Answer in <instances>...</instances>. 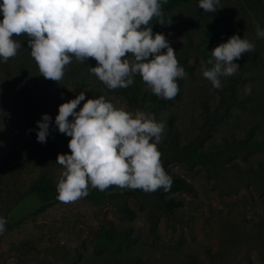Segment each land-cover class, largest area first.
I'll return each mask as SVG.
<instances>
[{
	"label": "rangeland",
	"instance_id": "obj_1",
	"mask_svg": "<svg viewBox=\"0 0 264 264\" xmlns=\"http://www.w3.org/2000/svg\"><path fill=\"white\" fill-rule=\"evenodd\" d=\"M198 3L161 0L162 18L171 23L153 17L148 25L165 35L187 73L171 100L154 95L139 74L130 87L109 90L89 72L97 64L92 58L72 57L63 79L46 84L27 35L13 37L23 47L0 61V217L7 220L0 264H264V39L256 36V23L264 28V0H220L215 13ZM234 34L255 51L235 60L239 71L215 89L201 68L212 67L210 53ZM81 91L86 100L104 95L117 108L163 122L162 166L193 191L89 186L87 197L59 202L57 155L71 154V137L59 133L55 117ZM43 114L52 119L42 144L36 121ZM171 198L181 206L165 209ZM124 206L132 220L121 213ZM126 228L130 234L118 236Z\"/></svg>",
	"mask_w": 264,
	"mask_h": 264
},
{
	"label": "clouds",
	"instance_id": "obj_2",
	"mask_svg": "<svg viewBox=\"0 0 264 264\" xmlns=\"http://www.w3.org/2000/svg\"><path fill=\"white\" fill-rule=\"evenodd\" d=\"M198 7L205 13L223 8L220 0H199ZM0 14V61L17 55L23 45L13 37L26 34L30 55L46 80L61 81L72 57L80 63L92 58L97 64L89 72L109 90L130 87L139 74L154 95L171 100L179 92L177 80L187 75L165 35L148 27L153 17H160V24L171 23L162 18L161 0H0ZM256 36L264 39L258 22ZM254 51V43L234 34L212 50V67H202V75L221 89V78L239 71L234 61ZM245 91L250 93L251 87ZM85 100L81 91L60 104L55 117L59 133L71 137V154L57 155L62 172L56 199L75 203L89 195V186L100 191L113 185L146 193L169 190L172 179L157 147L163 122L143 111L117 108L104 95L87 99L76 111ZM51 119L43 114L36 121L39 143L47 142ZM6 224L0 217V234Z\"/></svg>",
	"mask_w": 264,
	"mask_h": 264
},
{
	"label": "trees",
	"instance_id": "obj_3",
	"mask_svg": "<svg viewBox=\"0 0 264 264\" xmlns=\"http://www.w3.org/2000/svg\"><path fill=\"white\" fill-rule=\"evenodd\" d=\"M176 1H184V0H168V3H176ZM43 82L48 84L50 80H46L45 78L43 79ZM121 94H123L124 97L126 98H131V99H136L134 95H130L125 89L120 90ZM170 127V123H169ZM13 161V160H11ZM172 183L171 187L169 188L170 191L176 192V191H183V192H192V186L188 184L184 179H182L179 176H172ZM162 206L165 209H170L171 207H179L181 206V201H176L174 199H168L162 202ZM121 213L126 219L132 220L134 218V213L126 206L121 208ZM116 233L120 237H127L128 234H130V229H118L116 230ZM118 264H137V261L131 260V261H126Z\"/></svg>",
	"mask_w": 264,
	"mask_h": 264
}]
</instances>
